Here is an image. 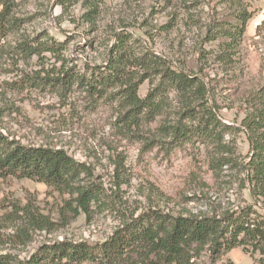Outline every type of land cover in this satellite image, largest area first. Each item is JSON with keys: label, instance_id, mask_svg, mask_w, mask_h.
I'll use <instances>...</instances> for the list:
<instances>
[{"label": "rangeland", "instance_id": "374dc122", "mask_svg": "<svg viewBox=\"0 0 264 264\" xmlns=\"http://www.w3.org/2000/svg\"><path fill=\"white\" fill-rule=\"evenodd\" d=\"M246 4L251 20L236 49L224 52L220 32L230 18L222 0H16L19 30L0 41V138L62 150L84 168L77 185L97 194L85 215L77 195L0 178V215L32 201L56 223L55 231L31 232L19 254L47 241L101 243L149 211L187 217L263 212L249 171V128L264 113V26L258 28L264 17ZM23 42L62 49L28 55ZM113 50L123 56L120 77L99 97L47 84L68 69L107 66ZM167 69L198 78L206 98L176 91ZM129 84L141 100L154 94L152 111L133 110L125 99ZM204 108L223 124L213 141L172 140L170 128L203 123ZM192 110L198 122L186 119ZM245 250L214 259L202 252L195 264H264V256Z\"/></svg>", "mask_w": 264, "mask_h": 264}, {"label": "trees", "instance_id": "16d2710c", "mask_svg": "<svg viewBox=\"0 0 264 264\" xmlns=\"http://www.w3.org/2000/svg\"><path fill=\"white\" fill-rule=\"evenodd\" d=\"M222 1L227 3L230 19L222 22L227 27L221 28L220 36L224 41L220 45L222 51L233 52L244 35L252 12L244 0ZM15 12L16 0H0V41L19 30L20 21L16 19ZM260 26H264V19L258 28ZM20 49L25 54L34 55L44 51L59 52L62 46L47 42L33 46L23 42ZM122 57L120 52L113 50L107 66L86 67L87 73L68 69L47 84L61 91L77 86L85 89L91 97H99L101 91L114 86L119 80ZM165 77L184 96L190 92L202 100L207 96V90L198 78L170 69L165 71ZM136 89L137 86L132 88L127 85L125 99L128 104L133 110L141 109L142 112V109L148 108L152 111L154 94L150 93L141 100ZM203 111V123L198 122V114L188 111L186 119L190 123L197 121V126L192 128L187 124H176L170 128L172 140L194 136L213 141L212 137L223 124L209 108ZM257 119L256 125L249 128L253 139L249 171L251 181H255L258 187L257 197L264 199V113H260ZM83 172L84 168L62 150L29 147L0 138V178L27 179L60 194L77 195L74 200L77 208L88 215V206L97 194L91 187L77 185ZM8 209L0 215V264H195L202 252H207L210 259H214L237 247L264 256V210L256 213L244 208L220 216L201 217L149 211L125 223L101 243L47 241L22 256L19 249H24L30 242L31 232L55 231L56 223L41 214L32 201L24 205L14 203ZM68 209L78 214V210ZM10 228L11 232H4Z\"/></svg>", "mask_w": 264, "mask_h": 264}, {"label": "crops", "instance_id": "0c3cea01", "mask_svg": "<svg viewBox=\"0 0 264 264\" xmlns=\"http://www.w3.org/2000/svg\"><path fill=\"white\" fill-rule=\"evenodd\" d=\"M247 3H250V5L259 8L261 12L264 13V0H244Z\"/></svg>", "mask_w": 264, "mask_h": 264}]
</instances>
